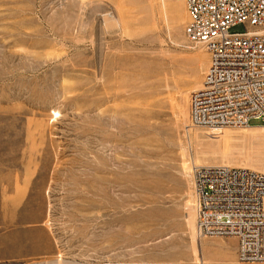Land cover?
Wrapping results in <instances>:
<instances>
[{"label": "rangeland", "instance_id": "374dc122", "mask_svg": "<svg viewBox=\"0 0 264 264\" xmlns=\"http://www.w3.org/2000/svg\"><path fill=\"white\" fill-rule=\"evenodd\" d=\"M188 21L186 0H0V264L236 263L198 233L193 169L264 172V122L191 125L210 56Z\"/></svg>", "mask_w": 264, "mask_h": 264}, {"label": "built area", "instance_id": "2783aa9c", "mask_svg": "<svg viewBox=\"0 0 264 264\" xmlns=\"http://www.w3.org/2000/svg\"><path fill=\"white\" fill-rule=\"evenodd\" d=\"M186 1L185 34L210 56L203 85L191 95V125L215 135L264 122V0ZM239 24L246 31L232 33ZM193 178L199 235L235 236V264H264V172L196 166Z\"/></svg>", "mask_w": 264, "mask_h": 264}, {"label": "bare ground", "instance_id": "6f19581e", "mask_svg": "<svg viewBox=\"0 0 264 264\" xmlns=\"http://www.w3.org/2000/svg\"><path fill=\"white\" fill-rule=\"evenodd\" d=\"M210 64V63H209ZM208 68H209V66H208ZM208 68H207V71H208ZM207 73V72H206ZM205 76H206V74H205ZM204 79H205V77H204ZM204 82V81H203ZM250 127V126H249ZM89 183V182H88ZM97 183H99V182H97ZM92 184V183H91ZM95 185V184H94ZM94 187V186H93ZM92 187V188H93ZM99 187V186H98ZM107 187H109V186H107ZM97 188V187H96ZM104 188V187H103ZM103 188H102V190H103ZM94 190V189H93ZM98 190V189H97ZM97 192V191H96ZM104 192V191H103ZM107 195V194H106ZM103 196V195H102ZM99 203H102V202H99ZM94 205V204H93ZM101 205V204H100ZM105 205V204H104ZM103 209V208H102ZM100 210V209H99ZM193 217V216H192ZM197 264H199V263H197ZM201 264H205L204 262L203 263H201ZM233 264H235V263H233Z\"/></svg>", "mask_w": 264, "mask_h": 264}]
</instances>
